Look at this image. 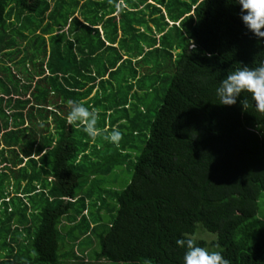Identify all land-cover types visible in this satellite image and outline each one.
I'll list each match as a JSON object with an SVG mask.
<instances>
[{
  "label": "trees",
  "instance_id": "obj_1",
  "mask_svg": "<svg viewBox=\"0 0 264 264\" xmlns=\"http://www.w3.org/2000/svg\"><path fill=\"white\" fill-rule=\"evenodd\" d=\"M239 13L233 0H0V264H183L188 238L264 264V113L247 92L216 95L264 64ZM22 53L24 84L2 59ZM69 100L99 110L119 146L68 125ZM138 151L123 189L99 180Z\"/></svg>",
  "mask_w": 264,
  "mask_h": 264
},
{
  "label": "clouds",
  "instance_id": "obj_2",
  "mask_svg": "<svg viewBox=\"0 0 264 264\" xmlns=\"http://www.w3.org/2000/svg\"><path fill=\"white\" fill-rule=\"evenodd\" d=\"M111 2V0H110ZM240 5V18L246 29L257 38H264V0H233ZM249 93L258 112L264 113V64L250 68L243 66L229 72L216 88L219 103L231 106L236 104L237 97ZM247 108V100L241 101ZM69 112L66 122L70 126L82 129L92 140L102 137L109 143L119 146L122 133L117 129H101L98 127L99 110L85 106L83 101H68ZM176 244L186 248L183 264H230L219 251H209L200 247L192 238L178 239Z\"/></svg>",
  "mask_w": 264,
  "mask_h": 264
},
{
  "label": "rangeland",
  "instance_id": "obj_3",
  "mask_svg": "<svg viewBox=\"0 0 264 264\" xmlns=\"http://www.w3.org/2000/svg\"><path fill=\"white\" fill-rule=\"evenodd\" d=\"M46 37L48 39L49 36H46ZM28 41L29 40L26 41L24 39L17 37V43H18L17 46L22 48V49H27V47L30 48ZM32 48H30V52H32V50H31ZM23 56H24L23 53L19 54V55L15 54L14 55L15 58H13V60H11L8 56H5L4 54H2L3 61L5 63H8V64H4L5 67H7L6 70L8 71V73L6 75H8L10 77V80H11V79H13L12 73L17 72L18 77L21 78L22 84L28 82L27 77L29 76V74L26 73V71L30 70V67H31L29 64V61H26L24 64L19 63L21 61V59L23 58ZM10 64H12V65H10ZM26 64L29 67H27ZM2 67H0V70ZM171 74H172V76L174 75V68H173V72L172 73L170 72V77H171ZM0 76H2V75H0ZM36 79H37V77H36ZM154 95L159 97L162 95V93L161 92L154 93ZM25 96H27V95H25ZM140 153H141L140 151L134 153L132 160L128 161L123 166H117L114 169H112L111 171H109L108 173L102 174L101 177H99V180L104 179L106 185H108L110 188L123 189L125 187V184L128 181H130V179L132 177L133 170H132L131 164L133 161L135 162L137 160V157L140 155ZM199 236H200V238H203L210 243H212L216 239V235L208 233L205 230H200ZM97 249L98 250L100 249L99 241H98V248ZM60 253H63V250H61ZM87 260H88V258L85 257V259L82 260L83 264H87V262H88ZM107 263L108 262H105V264H107ZM111 264H113V263L111 262Z\"/></svg>",
  "mask_w": 264,
  "mask_h": 264
}]
</instances>
